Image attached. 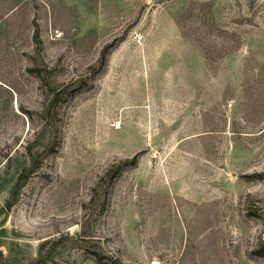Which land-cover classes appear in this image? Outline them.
Returning a JSON list of instances; mask_svg holds the SVG:
<instances>
[{"label":"rangeland","instance_id":"rangeland-1","mask_svg":"<svg viewBox=\"0 0 264 264\" xmlns=\"http://www.w3.org/2000/svg\"><path fill=\"white\" fill-rule=\"evenodd\" d=\"M0 264H264V0H0Z\"/></svg>","mask_w":264,"mask_h":264}]
</instances>
